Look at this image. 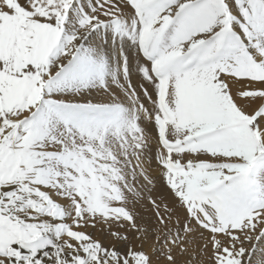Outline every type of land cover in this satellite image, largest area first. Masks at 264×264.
<instances>
[{"label":"snow or ice","instance_id":"snow-or-ice-1","mask_svg":"<svg viewBox=\"0 0 264 264\" xmlns=\"http://www.w3.org/2000/svg\"><path fill=\"white\" fill-rule=\"evenodd\" d=\"M0 264H264V0H0Z\"/></svg>","mask_w":264,"mask_h":264}]
</instances>
